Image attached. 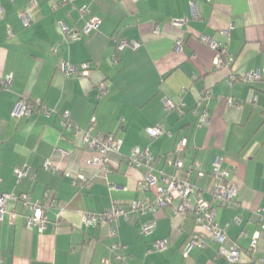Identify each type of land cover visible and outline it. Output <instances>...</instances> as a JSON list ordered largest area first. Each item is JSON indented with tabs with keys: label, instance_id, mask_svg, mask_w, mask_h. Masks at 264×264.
I'll list each match as a JSON object with an SVG mask.
<instances>
[{
	"label": "crops",
	"instance_id": "obj_1",
	"mask_svg": "<svg viewBox=\"0 0 264 264\" xmlns=\"http://www.w3.org/2000/svg\"><path fill=\"white\" fill-rule=\"evenodd\" d=\"M30 1L0 0V78L11 79L0 87V192L25 193L32 201L48 192L63 207L46 210L43 229L27 228L29 210L20 200L10 202L17 217L10 221L6 212L0 219V264H101L106 258L114 264L116 255L121 264H228L210 236H204V247L182 255L199 227L193 211L174 213L177 200L144 213L130 209L133 201H152L154 193L141 188L142 168L124 156L133 147H147L156 168L169 173L174 168L166 156L181 139L186 145L177 156L186 165L199 163L204 172L200 178L194 172L192 181L205 198L215 182L212 160L223 157L222 167L238 189L236 203L217 210L223 244L238 245L239 264H264V232L258 250L248 251L264 223V0H195V16L190 0H34L25 26L20 12ZM92 16L100 19L96 30L75 41L63 37L60 23L80 30ZM175 19L186 24L176 27ZM202 34L226 51L228 66H214L216 51L200 40ZM123 40L139 46L118 49ZM65 61L78 68L88 63V73L64 72ZM256 71L259 80L242 79ZM231 74L236 77L229 84ZM20 97L38 107L12 115L20 112ZM165 99L171 108H164ZM205 112L208 122L199 125ZM93 118L101 136L121 140V155L112 156L90 185H76L72 176L89 170L93 151L69 124L85 130ZM157 123L164 131L151 139L146 129ZM57 146L69 154H57ZM47 159L53 168L44 166ZM26 167L30 175L18 179L16 170ZM114 201L127 215L110 224L82 222V211L102 212ZM148 222L155 225L144 236L141 227ZM114 225L117 234L111 235ZM158 239L166 240L165 249L154 248Z\"/></svg>",
	"mask_w": 264,
	"mask_h": 264
},
{
	"label": "built area",
	"instance_id": "obj_2",
	"mask_svg": "<svg viewBox=\"0 0 264 264\" xmlns=\"http://www.w3.org/2000/svg\"><path fill=\"white\" fill-rule=\"evenodd\" d=\"M59 2H66L72 0H57ZM35 1H30V7L20 12V18L23 25L27 26L30 24L33 16L31 8L35 6ZM190 8L192 16L196 15V1L190 0ZM81 12H86L85 7H82ZM1 11V7H0ZM100 19L97 16L88 18L84 26L80 30L69 28L65 23H60L59 27L62 30L63 37L70 41L79 39L82 35H88L92 30L98 28ZM172 25L181 27L186 24V19H175ZM200 40L207 44L212 50L216 51L215 58L213 60L215 67L228 66L231 63V59L227 57L226 51L220 48L219 45L210 39L209 36L202 34ZM125 45H130L134 48L139 46V43H130L127 40L120 41L117 43V48L120 49ZM182 47V38H177L174 43V51L178 52ZM88 63H83L81 68L71 65L68 62H63L62 70L66 73L74 72L77 75L84 76L88 73ZM235 74H231L229 77V84L235 79ZM261 73L248 72L243 74L242 79L247 82L259 80ZM10 77L5 79L0 78V87L8 85L10 83ZM100 93H103L106 89L104 84L100 85ZM163 106L165 109L173 106L172 102L168 99L163 100ZM17 107L20 112L13 110L11 112L14 116H20L21 114L29 115L38 106L28 100L25 97H20ZM45 113L49 110L46 108L39 107ZM69 113L65 111L62 116V125H65ZM208 122V114L202 113L200 115L199 125ZM96 120L92 119L87 129L82 130L76 125L69 124L74 128L75 135L85 141L88 147L93 151L91 159L88 160L85 166L89 169L87 172L82 168L72 176V181L76 185L88 186L92 181L100 178V176L107 171V165L110 163L111 157L119 154L121 140L114 138L112 135L101 136L95 130ZM164 131L163 123H157L153 127H148L146 132L149 138L153 139L158 137ZM186 140L181 139L175 145L171 155L166 156V163L173 166L172 172H165L157 169L155 166L156 157L146 148L133 147L129 150V155L124 156L130 164L142 168V179L140 181L141 188L145 190H151L154 193V199L152 201H133L130 203V209L138 210L142 213L153 211L157 206H164L172 204L173 201L177 200L176 203L172 204L173 211L175 214L184 213L186 211H193L196 214V223L199 227L198 231L191 234L188 241L182 248V255L187 256L189 251L193 247H204L205 241L204 236H210L216 240L220 246L217 250L218 255H222L226 258L228 264H239L241 257V249L237 244H232L228 247L224 246L226 238L225 231L220 228L216 222L217 210L219 207L229 206L236 203L238 189L233 182L229 179V172L227 169L222 167L223 157L219 154L215 155L212 163L210 172L215 178V182L209 188V198L203 197V193L195 183L192 181V175L196 172L198 178L203 174V170L200 169L198 162L192 164H184V161L177 156V153L185 148ZM55 152L60 155H67L69 152L57 146ZM46 168H53L54 164L51 160L47 159L44 162ZM68 173V172H67ZM30 175L28 167L16 170V176L21 179L24 176ZM189 196H193L194 200L189 201ZM20 200L23 208L29 210L30 215L26 217V227L31 228L34 225H38L40 229L45 226V212L49 207H57L58 205L62 208L56 199L49 196L46 192L41 199L32 201L28 194L21 193L19 195L1 191L0 192V219L3 218L6 212L9 213L10 221H14L17 214L9 210V203ZM121 215H127L126 209L118 202L114 201L112 205L103 210L102 212H90L82 211L81 219L82 222L87 226L90 224H110L114 223L116 219ZM155 223L148 222L142 225V235L151 234ZM261 232H264V223H262L261 230L255 231L248 244V251L255 252L258 250V238L261 236ZM110 234H117V227L111 226ZM154 248L163 250L166 248V240L158 239L155 240ZM117 255L114 257L118 261ZM110 259L106 258L102 260L101 264H110ZM247 264H255L249 261ZM260 264V263H257Z\"/></svg>",
	"mask_w": 264,
	"mask_h": 264
},
{
	"label": "trees",
	"instance_id": "obj_3",
	"mask_svg": "<svg viewBox=\"0 0 264 264\" xmlns=\"http://www.w3.org/2000/svg\"><path fill=\"white\" fill-rule=\"evenodd\" d=\"M154 156H155V155H154ZM155 157H156V156H155ZM114 264H121V262L115 260Z\"/></svg>",
	"mask_w": 264,
	"mask_h": 264
},
{
	"label": "rangeland",
	"instance_id": "obj_4",
	"mask_svg": "<svg viewBox=\"0 0 264 264\" xmlns=\"http://www.w3.org/2000/svg\"><path fill=\"white\" fill-rule=\"evenodd\" d=\"M117 155H121L120 150H119V154H117ZM128 155H129V153L127 155H125V156H128Z\"/></svg>",
	"mask_w": 264,
	"mask_h": 264
}]
</instances>
